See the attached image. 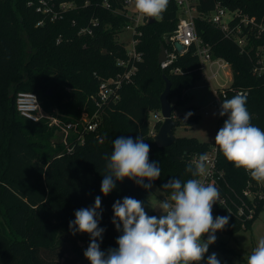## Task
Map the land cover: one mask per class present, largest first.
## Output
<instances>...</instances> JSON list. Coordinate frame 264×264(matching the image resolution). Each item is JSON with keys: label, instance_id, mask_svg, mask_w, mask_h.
<instances>
[{"label": "trees", "instance_id": "1", "mask_svg": "<svg viewBox=\"0 0 264 264\" xmlns=\"http://www.w3.org/2000/svg\"><path fill=\"white\" fill-rule=\"evenodd\" d=\"M30 1L32 4H28ZM36 1L0 0V264H53L50 256L55 252L59 229H69L75 212L94 206L97 196L102 209L99 227L105 229L102 241L98 242L100 248L106 252L118 247L116 240L122 231H117L112 223L113 204L124 197L138 200L147 190L125 178L117 181L116 188L107 196L101 193L107 171L105 157H110L112 141L119 136L134 140L140 137L150 146L149 161L158 162L161 169L160 177L152 184L162 189L172 179H193L186 171L190 156L210 147L208 142L184 136L175 137L169 146L157 147L150 133L149 112L160 110L163 75L171 83L169 101L175 98V106L184 101L187 91L201 78L200 61L192 47L177 54L165 68L158 63L160 44L170 48L164 38L177 23L172 1L162 19L141 26L136 49L142 53V59L136 63L132 81L122 86L118 100L101 112L97 128L88 132L84 142L72 152L65 153L61 143H54V127L44 120L32 122L20 116L15 107L17 91L34 92L45 112L55 108L56 115L65 121L79 118L84 107L91 114L98 83L118 73L121 68L116 62L125 56L118 36L126 19L112 11L121 6L119 0H109L110 8H104L102 0H88L87 4L86 0H75L77 6L54 21L46 13L36 11ZM226 3L254 16L257 24H264V0ZM211 6L212 0H206L201 2L200 10H210ZM91 18H97L98 24H91ZM41 19L43 24L37 25ZM87 25L92 27L91 34L78 33ZM195 25L197 34L210 43L212 57H221L230 65L227 99L246 93L251 123L264 130V74L252 72L254 49L264 40V33L257 37L253 30L244 27L247 45L241 50L232 38L202 18H196ZM176 68L180 71H174ZM48 89L51 94H46ZM189 113L175 115L177 125L193 124L197 115ZM160 123L156 119L154 132ZM222 126L218 120L217 132ZM218 165L225 173L227 196H242L247 185L257 189L258 182L243 168L237 169L227 161L219 150ZM236 204L232 205V212L217 202L213 205L215 217H229L222 230L228 234L250 228L264 197L256 203L250 219L242 220L236 215ZM147 214L158 216L155 212ZM210 247L228 251L223 243Z\"/></svg>", "mask_w": 264, "mask_h": 264}, {"label": "clouds", "instance_id": "2", "mask_svg": "<svg viewBox=\"0 0 264 264\" xmlns=\"http://www.w3.org/2000/svg\"><path fill=\"white\" fill-rule=\"evenodd\" d=\"M169 0H135L136 11L146 17L161 18ZM247 94L239 93L223 100L219 115L227 116L215 136V145L227 161L247 171L252 179L264 182V130L251 123L246 107ZM188 115H191L189 113ZM113 150L105 159L106 174L101 182V193L110 194L116 182L125 178L145 189L161 175L158 162L149 161L150 146L140 137L119 136L112 141ZM207 154L190 162L186 171L193 177L207 174ZM145 180L148 183H145ZM169 189L168 199L158 203L160 216H149L143 202L124 197L113 204V219L117 231V248L106 252L100 248L105 229L99 227L102 215L101 198H95L94 206L75 212V220L69 222L73 235L87 233L90 243L84 257L90 264H200L216 241L215 233L223 230L228 216L213 217V205L220 197L218 188L200 179L169 180L163 185ZM207 234V239H204ZM206 264H221L216 253L208 256ZM247 264H264V238L247 257Z\"/></svg>", "mask_w": 264, "mask_h": 264}, {"label": "built area", "instance_id": "3", "mask_svg": "<svg viewBox=\"0 0 264 264\" xmlns=\"http://www.w3.org/2000/svg\"><path fill=\"white\" fill-rule=\"evenodd\" d=\"M176 6L177 23L170 34L164 38V42L170 45L166 49V60L160 64L162 68L172 63L177 54L186 52L190 47L194 49V53L200 61L201 78H203L212 89L214 94L213 103L216 105L218 114L220 112L223 100L228 98L226 88L217 82V78L222 73L228 76L231 73L229 63L221 58H213L210 51V43L205 41L197 34L195 19L202 18L207 23L219 28L225 36L232 38L236 44L245 50L247 45V34L244 27L249 31L253 30L255 36L259 37L264 33V24H257L254 16L242 12L240 8H230L227 5L228 0H212L210 10H200L201 2L206 0H169ZM88 0L84 1L87 4ZM120 7L112 9L113 13L122 15L126 19V23L121 27L120 33L126 30L131 31V48H127L125 42L119 40L125 48V56L119 58L116 62L121 70L113 76L102 79L97 86L95 94L92 96V103L94 110L89 114L84 107L79 118L65 121L56 115H51L45 112L41 105L38 96L34 92L18 91L15 94V107L20 116L32 122H39L44 120L48 126L55 127L56 134H58V141L64 147L65 153L73 151L76 145L84 142L85 135L88 132L94 131L100 123V115L103 109L111 103L116 102L119 98V92L122 86L132 81L133 75L136 73V63L142 59V53L137 51L136 46L142 35L141 26L148 23L149 17L139 14L134 6L135 0H119ZM32 4V2H28ZM101 5L104 8H110L109 0H102ZM77 6L75 0H37L36 11L46 13L50 21L61 18L63 13L69 9ZM156 20L158 18H155ZM99 20L91 18L90 23L97 25ZM43 24V19L37 22V25ZM78 33L91 34L92 27L87 25L81 28ZM178 42L182 45V49L177 51L174 43ZM174 71H180L176 68ZM252 72L256 75L264 74V40L254 49V62ZM215 80L217 86L213 87L211 81ZM155 118L161 120L162 116L160 110L154 112ZM227 116L221 117L219 115V122L224 123ZM152 135L155 134L154 129L150 130ZM207 154V174L204 177H194L200 179L205 185L211 183L215 185L220 193L219 199L216 201L221 204L228 211L232 212V205L238 201L236 215L242 220L250 219L255 214L256 198L264 197L263 189L264 183L258 182L257 189L252 190L249 185L242 189V196L235 197L227 196L225 173L218 165V150L215 144L203 153H193L190 156V162L198 159L199 155ZM159 214L158 216H160Z\"/></svg>", "mask_w": 264, "mask_h": 264}, {"label": "rangeland", "instance_id": "4", "mask_svg": "<svg viewBox=\"0 0 264 264\" xmlns=\"http://www.w3.org/2000/svg\"><path fill=\"white\" fill-rule=\"evenodd\" d=\"M130 38L131 31L129 30L122 32L118 36L119 40L125 42L127 48H131L132 46ZM217 82L224 86L229 85L231 82V73H229L228 76H224V74L221 73L217 78ZM217 82L213 79L211 85L215 87L217 86ZM213 101L214 94L211 86L203 78H200L195 85L187 91L184 101L176 104L173 110V116H182L191 112L197 115L196 121L187 126L182 124L176 125L173 129L174 136L195 137L199 141L210 143V145L215 144L214 138L217 134L219 114ZM170 103L175 104V98H171ZM187 107L189 109H187ZM49 114L56 115L57 109H52ZM155 121L154 112L150 111L148 117L149 126L154 128ZM56 129L54 127L55 132ZM56 138L57 139L53 140L55 144L59 143L58 134ZM169 196L170 193H166L158 185L152 184V187L147 189L138 200L143 202L146 212H155L159 215L162 214L160 210L153 209L152 207H158V203L168 199ZM260 199L256 198V203L259 202ZM213 217L215 218L214 214ZM215 235V243H223L229 252H225V254L220 249L209 246L208 253L205 254L200 264H206L208 256L212 253H216L220 262L223 261L226 264H247V257L257 246L258 240L264 238V204L257 210L250 228H241L232 234L220 230L217 231ZM204 239H207V234H205ZM89 243L90 236L87 233L77 232L73 235L70 229H59L56 241L57 246L55 252L50 256L54 260L53 264H90L84 257V251L89 246ZM58 253H62V255L56 257Z\"/></svg>", "mask_w": 264, "mask_h": 264}, {"label": "water", "instance_id": "5", "mask_svg": "<svg viewBox=\"0 0 264 264\" xmlns=\"http://www.w3.org/2000/svg\"><path fill=\"white\" fill-rule=\"evenodd\" d=\"M155 18L148 19V23L154 22ZM174 47L177 51L182 49V45L178 42L174 43ZM166 60V49L164 43L160 44V51L158 53V63L161 64ZM165 81V87L162 93L159 96L160 101V114L162 116L161 123L153 135V140L157 147H166L171 145L175 136L173 134V129L177 125V121L174 119L173 110L175 108L174 104H171L169 101L170 86L171 83L169 79L163 75ZM46 94H51L50 90L46 91Z\"/></svg>", "mask_w": 264, "mask_h": 264}, {"label": "crops", "instance_id": "6", "mask_svg": "<svg viewBox=\"0 0 264 264\" xmlns=\"http://www.w3.org/2000/svg\"><path fill=\"white\" fill-rule=\"evenodd\" d=\"M152 129H154V128L150 127V130H152ZM227 252H229V250H228ZM227 252H226V253H227ZM226 253H225V254H226ZM222 262H223V261H222ZM223 263L226 264L225 262H223Z\"/></svg>", "mask_w": 264, "mask_h": 264}]
</instances>
